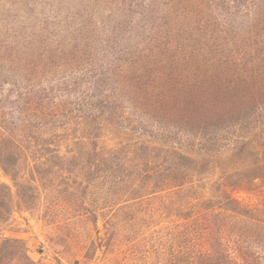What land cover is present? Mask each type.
Wrapping results in <instances>:
<instances>
[{"label": "rangeland", "instance_id": "374dc122", "mask_svg": "<svg viewBox=\"0 0 264 264\" xmlns=\"http://www.w3.org/2000/svg\"><path fill=\"white\" fill-rule=\"evenodd\" d=\"M0 264H264V0H0Z\"/></svg>", "mask_w": 264, "mask_h": 264}, {"label": "trees", "instance_id": "16d2710c", "mask_svg": "<svg viewBox=\"0 0 264 264\" xmlns=\"http://www.w3.org/2000/svg\"><path fill=\"white\" fill-rule=\"evenodd\" d=\"M105 107V106H104ZM104 107H102V108H104Z\"/></svg>", "mask_w": 264, "mask_h": 264}]
</instances>
